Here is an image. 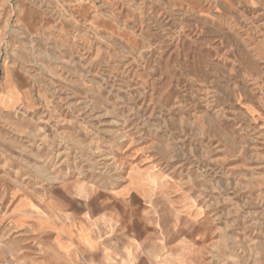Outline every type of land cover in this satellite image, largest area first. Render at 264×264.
<instances>
[{
  "label": "rangeland",
  "instance_id": "rangeland-1",
  "mask_svg": "<svg viewBox=\"0 0 264 264\" xmlns=\"http://www.w3.org/2000/svg\"><path fill=\"white\" fill-rule=\"evenodd\" d=\"M122 231L264 264V0H0V264H122Z\"/></svg>",
  "mask_w": 264,
  "mask_h": 264
},
{
  "label": "crops",
  "instance_id": "crops-1",
  "mask_svg": "<svg viewBox=\"0 0 264 264\" xmlns=\"http://www.w3.org/2000/svg\"><path fill=\"white\" fill-rule=\"evenodd\" d=\"M105 225L107 226V227H111V224H110V222H109V220L107 219L105 222ZM117 223H119V221L117 222ZM116 223V226H117V228L119 229V226H118V224ZM124 223V222H123ZM122 223V224H123ZM90 226L91 225H95V222H89L88 223ZM99 226H101V223H99L98 224ZM93 227H95V226H93ZM122 228H124V227H122ZM100 229V228H99ZM128 230L129 231H132L131 230V227L130 226H128ZM127 232V233H125L124 231H122V233H121V235L123 236H125V234H126V236H125V238H124V236L123 237H121V238H118V242L120 243L121 242V245H125L126 247H127V249L131 252V257H129L128 255L130 254V253H127V256L128 257H125L126 255H124V254H121L120 256H121V258H122V264H134V259H136L137 258V264L139 263V260H140V258L142 259V258H146L147 256H140V254H139V252H137V251H135V249H136V246H135V244L136 243H142V242H145V239H147L146 241H152V240H162L161 239V235H157L156 237L155 236H151L148 232H145L144 234H145V236L144 235H142V237H140L139 239H142V240H144V241H142V240H140V242L138 241V239H137V237H135V236H132V234H131V232ZM90 233V232H89ZM88 233V234H89ZM125 233V234H124ZM155 237V238H154ZM142 241V242H141ZM122 246V247H123ZM107 253H105L104 255L106 256V259H104V261H103V264H112V262L110 261V260H107V259H109L110 257L109 256H107L108 254L111 256V253L110 252H108V251H106ZM116 255L118 256V254L116 253ZM150 257H152L151 259H152V262H157L158 264H167V260L169 259V256L167 257V255H164V254H162V253H160V254H158L157 253V255H154V254H152ZM153 257H156L157 259L155 260ZM112 259V258H111ZM184 261H185V259H184ZM114 264H116V263H114ZM119 264H121V261H119ZM177 264H179L178 262H177Z\"/></svg>",
  "mask_w": 264,
  "mask_h": 264
}]
</instances>
